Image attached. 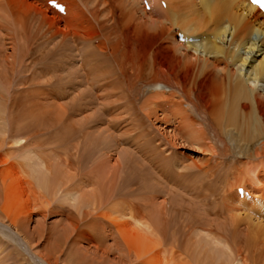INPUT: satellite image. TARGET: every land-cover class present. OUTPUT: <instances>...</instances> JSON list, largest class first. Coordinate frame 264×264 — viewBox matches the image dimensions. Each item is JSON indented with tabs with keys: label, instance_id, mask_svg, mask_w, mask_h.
I'll return each instance as SVG.
<instances>
[{
	"label": "bare ground",
	"instance_id": "6f19581e",
	"mask_svg": "<svg viewBox=\"0 0 264 264\" xmlns=\"http://www.w3.org/2000/svg\"><path fill=\"white\" fill-rule=\"evenodd\" d=\"M56 1L64 4V15L48 7L47 1L42 6L29 4L33 12L43 10L41 16L48 25L42 37H47L63 20L66 32L57 35L61 37L59 48H75L78 43L85 51L91 50L89 45L95 40L76 38L75 30L67 27L66 22L78 15V3L73 11L69 8L73 0ZM91 1L102 6L109 2ZM144 1L150 7L149 13ZM88 2L84 4L85 13L105 34L103 44L95 47L97 52L86 55L93 62L104 58L105 64L112 59L124 80L121 105L101 107L110 98L109 91L98 95L102 102L96 106L87 91L82 89L77 96V103H91L92 108L99 107L106 115L92 119H96L95 124L106 126L98 128L100 138L95 146L105 152L96 160L95 156L90 158L96 149L90 142L77 141L74 146L67 134L41 139L45 135L43 126L26 129L10 119L12 94H29V88L37 86L39 90L34 92L39 94L33 95L27 110L32 103L40 110L44 107L40 99H60L66 93L61 91L63 87L72 88L78 81L86 86L87 81L84 73L79 76L78 72H67L68 79L57 80L58 75L51 74L49 66L42 68L40 74L35 72L39 66H24L22 59H27L34 49L24 51L20 61L14 62L12 54L5 50L4 30L9 32V23L0 19V230L9 241L0 238L1 253H12L13 264H31L21 241L45 264H122L119 258L123 254L128 258L127 264H132V248L124 246V239L129 236L122 228L145 221L154 229L163 230L168 225L164 219L167 202L162 200L165 194L170 196L167 209L174 217L169 223L172 239L166 236L173 243L169 242L177 255L175 260L187 259L186 264H264V95L259 93L264 84V15L246 0H161L162 7L160 0H112L117 5L114 13L128 16L126 23L118 24V20L110 19L108 9L102 19L97 7L93 9ZM179 35L184 42L178 40ZM160 43H168L169 47ZM64 57L63 61L67 59ZM141 62L145 63L142 68L135 67ZM147 64L150 65L144 68ZM20 65L25 70L19 71ZM30 70L33 72L29 76L22 75ZM131 73L132 77L127 78ZM13 76L17 77L12 80ZM107 76L103 73L95 79L104 80ZM42 82L44 87L39 88ZM103 84L111 88L113 81L105 80ZM51 105L59 108L52 101ZM132 110L135 117L141 118L138 129L145 130L146 136L151 134L148 128L155 124L170 127L172 131H168L175 142L182 133L189 136V143L205 145L210 153L207 161L201 166L193 160L188 166L181 163L183 168L178 170V157V163H173V159L158 155L155 145L141 148L142 153L126 149L129 139L134 138L129 136L131 128L134 132L138 129H134L132 117L124 119L122 115L131 114ZM89 126L90 123L85 124V128ZM126 127L121 135L115 133ZM142 138L138 135L136 140ZM150 141L154 144L156 140ZM69 149L75 153L72 156L76 169L68 160L60 159V154ZM158 163H170L168 170ZM154 164L158 174L164 171L167 175L162 182L147 168ZM126 168L130 179L117 183V172ZM238 189L247 194L241 201ZM16 195L25 197L26 203L21 206ZM139 197H143V204H137L143 201ZM194 199H201L200 204ZM213 199L216 203L212 204ZM34 215L37 218L31 228ZM219 215L226 216L224 224L219 222ZM145 226L144 235L149 233ZM103 242L107 246L99 245ZM8 248H12L10 252H6ZM149 252L148 249L140 260L135 259L136 254L133 261L147 264L148 258L152 264H168L158 254Z\"/></svg>",
	"mask_w": 264,
	"mask_h": 264
},
{
	"label": "rangeland",
	"instance_id": "374dc122",
	"mask_svg": "<svg viewBox=\"0 0 264 264\" xmlns=\"http://www.w3.org/2000/svg\"><path fill=\"white\" fill-rule=\"evenodd\" d=\"M17 1H20V2H17ZM86 1L87 2L89 1L87 3V5L91 6V7L93 6L92 7L93 9H95L97 7V9H98L97 15H98V17H100L102 19H105L107 16V9H108V14H109L110 19L118 20V24H121L124 22L126 23L128 16L126 15L124 17L123 16L124 14L114 13L117 5L115 3H113L112 0H109V2H106V4L104 6H102L101 4L97 5V3L95 1H91V0H73V1H71L72 3L75 4V5L72 3L69 4V8L73 11H76V5L78 3V5H77L78 6V12H77L78 15H76V17H73L71 20H69L72 22H66L67 27H69L70 30L71 29L75 30V32H76L75 37L76 38H79L82 40H88L91 42H93L95 40V42H93V44L89 45L90 48L92 47L93 49L91 48V50H88V51L87 50L85 51V48L81 47V45L78 43L75 46V48L72 45H67V47L61 45L62 46L61 49L59 48V46H60L59 41H60L61 37L57 38V35H58V33H63L65 31L64 30L65 29V22L63 20H61L60 23L58 24V26L54 27L53 30H51L47 34V37H45V36L42 37L44 30L47 27L46 25H48L46 23V18L44 16H41V14H43L42 13L43 10L42 9L36 10V11H34L36 13H34L31 10V8L29 9V7H31L29 4L35 3L37 5L40 4L42 6L43 2H44V4L46 3L44 0L43 1H41V0H12L10 3H9V1L7 2V0H0V9H2L0 11L3 13L2 14L0 12V19H3L2 22H4L6 25L9 23V27H8L9 32L7 33V31L4 30L5 36H7V37H5V42H6L5 43V45H6L5 50H6V54L7 53H10V55L12 54V59L14 62L20 61V58L23 55L24 51L34 49V51H33L34 54L32 52H29L30 55L33 54V57L29 56V54H28L27 59H22L24 66L28 67L29 64H31L32 67L39 66V69H37L36 71L34 70L38 74H40L39 71L42 70V68L44 69L45 66L46 67L49 66V72L51 74L53 73V75L54 74H56V76L58 75L59 78H56L57 80H59L63 77H64L63 79H68L69 77L67 76V72L75 71L76 73L78 72L79 76H81V74L84 73V75L86 76L85 81H87L86 86L80 85V83H79L80 81H78V82H76V84H73L72 88L63 87L61 89V91L63 90L66 93H65V95H62L61 96L62 98H60V99H58V98L56 99L55 96L53 97V99L55 98L54 101L51 99H49L47 101L40 99L39 102L41 101L40 103H42V107L44 105V107L40 110H39V108L34 107L33 103H32V105L30 104L31 107L29 108V110H27L28 105H29V101L34 100L35 96H33V95H35V93H38V92H34L35 90H37V91L39 90L37 86H35L33 88H29L30 89L29 94H24V92L22 91V93H20L22 95H20L19 93H15V95L12 94L10 98H9V96H10L9 94L7 96H4V97H5V99L9 98L12 101V112L10 115L11 120H13V119L16 120L19 124L23 125V127L26 129H29L33 125L34 126H36V125L43 126L42 128L45 130V135L40 136L41 139L47 140L49 138H52L54 135H55L54 137L60 138L63 134H67L66 136L69 137L71 140H73L71 142L74 146H75V143L77 141H80L79 143H81V144H84L86 142H90L91 146H93V149L96 148L93 151L94 155L91 156L90 158L95 156L94 158L96 160V159L100 158L102 153L105 152V150L103 151L102 149H100L101 147L95 146L96 140H98L100 138L98 128H100V130H101L103 128L105 129V127H106L105 124H103V125L102 124L98 125L100 123L95 124L96 119L92 120L98 115H102V117L106 116L105 114L101 113V109L99 107H95L96 103L101 101V99H99L100 97L98 95L103 94L105 91L110 92V98H108V101H104L105 103L103 102L101 104V107H103L104 105H106L105 107H108L109 105H111L112 107L121 105L122 101H119V99H121V97H122L121 93L123 91L122 86H123L124 80L122 77H120L121 74L118 72L117 65L114 64L112 59H110V61L107 64H105L106 59H104V58L98 57L99 62H95V61L93 62L92 58H90V56L86 55L88 53L97 52L95 47H98V46L103 44V36L105 34L103 31L99 30L98 23H96L94 21V19L91 20L90 16L87 13H85L84 4L86 3ZM20 3H21V5H20ZM160 5H161V0H160ZM161 7H162V5H161ZM92 8H90V9L92 10ZM64 11H65V9H64ZM99 11H100V13H99ZM145 11L147 13H149V10H145ZM5 13H7L6 16H8V17H5ZM48 15L50 17H54V16L50 15V13ZM60 15H64V14H60ZM19 22H20V24H19ZM39 29H41V30H39ZM176 33L179 34V32H177V31H176ZM12 39H15V41H13ZM202 39H205V38L202 37ZM78 40H77V42H78ZM160 45H161V43H160ZM161 46L169 47L168 43H165L164 45H161ZM64 47H66V48H64ZM61 50L63 52H61ZM63 56L67 57V59H65V57H64V59L66 61L65 60L63 61V59H61V57H63ZM83 65H85L86 68ZM144 65H145V63L141 62L140 65L135 64V67L142 68ZM149 65L147 64L144 68L148 67ZM24 66L20 65V67L18 68L19 71L25 70ZM82 66H83V69L85 70L84 72L80 71V68ZM32 72H33V70H30V71L26 72L27 74L23 73L22 75L23 76L24 75L29 76V73H32ZM103 73L108 75L104 80L95 79L100 74H103ZM143 73H146V72H143ZM143 73L140 76L141 78H142ZM38 74H36V75H38ZM134 75L136 77L137 74H134ZM19 76L21 77V75H19ZM16 77L17 76H13L12 80L15 79ZM129 77H132V73L127 76V78H129ZM10 79H11V76H10ZM56 79H53L54 81H52V82H55ZM94 79H95V82L91 83L92 82L91 80H94ZM12 80H9V81H12ZM39 80H41V79L39 78ZM105 80L110 81V82L113 81V86L110 88V85H104L103 83ZM41 84L42 85H38L39 88L44 87L43 82ZM56 84H57V82L54 83V85H56ZM102 84L104 87L100 86ZM82 86H85V87L82 88ZM89 86L92 87L91 90H90ZM263 86H264V84L259 89L260 90L259 93L261 95H264V91H263L264 87ZM46 88H48V87H46ZM103 88H105V89H103ZM57 89L59 90V87L56 88V90ZM82 89H83V91L85 90V92L87 91V95L90 98V100H92V99L95 100V103H94L95 108H92L91 107L92 104L88 103L86 101H82V102L78 101V103L76 102V100L78 98L77 96L78 95L80 96V94H81L80 91ZM45 90H44V92H45ZM50 100L52 102L56 103V105H59V108L52 107ZM14 103L16 104L15 106H13ZM106 112L108 113V111H106ZM131 112H132L131 114L128 113L125 116L122 115V117H124V119L128 118V116L130 119L132 117L134 119V129H138V124H139L138 122L141 120V118L139 116L135 117V115H134L135 113L133 110ZM131 115H133V116H131ZM127 120L128 119H126V121ZM39 121L40 122L43 121V123L42 122L40 123ZM68 121H69L68 124H63V123L68 122ZM86 123H90V126L85 128ZM144 124H145V122H144ZM117 126L118 125L116 124L113 129H115ZM126 126H128V125H126ZM166 128H164L162 126L160 127V124H155L153 126V128H151V127L148 128L149 130H147V132L151 133L148 136H146L147 134L145 133V130H144L145 126H143L144 132L141 129H138L137 131L134 132V130L131 128V130H130L131 134H129V136L130 137L133 136L134 138L129 139V142H128L129 146H125V148L128 150H133V151L137 150L138 152L142 153L141 148L147 147V149H150V147L153 148L151 145H153V146L155 145V146H157L156 149H157L158 155L165 157V158L173 159V160H170V161H173V163L174 162L178 163V160L175 159V157H178V159H179V164L177 167L178 170L179 169L182 170L183 166H185V165H187V166L190 165L192 163L191 162L192 160L197 161V164L199 166L203 165L207 161L206 159L210 155V153L207 152L205 145H202L203 147H201V144H199L198 142H196L195 144L189 143L188 142L189 136L186 134H182V133L179 135L181 137L179 138L178 142H175L174 137L168 131V130L172 131V128H170V127H166ZM127 129H128V127L123 128L121 130H118L115 133L118 135H121L122 133H124V131H127ZM179 130H181V129H179ZM138 135H143L144 138H142L140 140H136ZM124 137H126V136L124 135ZM126 138L123 140H126ZM153 138H155L156 141L153 142L154 144H150V142H152V141H150V139H153ZM143 143H144V145H143ZM81 146H78V147L80 148ZM81 148L83 149V147H81ZM72 154L75 155V153L72 151V149H69L67 152H63L60 154V159L61 160H63V159L68 160L70 163H72L73 167L76 169V167H77V165L75 163L76 161L74 160ZM83 154H84V156H87V152L83 151ZM154 154L156 155V153H154ZM138 155L139 154L137 153L136 157ZM149 155H151V154L149 153L146 156H149ZM116 157H118V156H116ZM181 163L183 164V166L181 165ZM169 164L168 165H163V164L161 165V163L160 164L158 163V165L161 168L162 167L165 168V170H168ZM147 168L161 182L163 180V177L167 176L164 171H162V173L158 174L156 172L157 170H156L155 164L153 166L148 165ZM128 173H129V171L127 170V168L123 169L122 173H120V171H118L116 174V178L118 181L117 183L120 184V183H123L124 181L130 179L128 177ZM171 174H172V172H171ZM176 174L179 175L178 172ZM117 176H119V177H117ZM179 179L176 182H179ZM136 188H138V187H136ZM136 188H134V189H136ZM130 191L131 190H125V193L126 192L130 193ZM185 194H187V193H185ZM162 197H163L162 200L165 199L164 201L169 203V201H170L169 195L164 194V196H162ZM16 198L18 199L19 204L21 206L26 203L25 197L21 198L18 195H16ZM139 198L143 199V197H139ZM188 198H190V197H188ZM241 198L242 197H240V201L243 200ZM248 198H249V196H247L246 200H249ZM215 199L210 200V202H212V204L216 203ZM196 200H198V201H196ZM196 200L194 199L195 202L193 200H191V201L194 203H196V202L198 203L199 200H201V199H196ZM143 202H144V199L141 202H137V204H143ZM200 202L198 204H200ZM167 203L165 205L166 208H164V210H165L164 213H166V217L164 219H166L165 221H166V223H168V225L164 226L163 230L161 228V230L158 231V230L154 229V227L150 226L148 223L146 224L145 221L144 222L142 221L141 224L135 225V227H132L133 225L132 226L126 225V226H123V228L121 227L122 230L126 231V234H128V236H129V237L124 239V242L126 244L124 246L129 247L130 249L132 248V252H130V261L132 262V264H138L139 263V261H133V258L135 257L136 254H137V258H135V259L140 260V259H142L143 255L148 251V249L150 250V252L148 254H150V255H154L155 253L158 254V256L161 257L162 262H164V263L166 261V262H168V264L169 263L170 264H174V263L186 264L187 259L182 260L181 258L180 259L177 258L175 260V257H177V255H175V249L174 248L170 249V246H171L170 243L173 245V243L171 242L172 237L170 236L173 233V231H172L173 229H172L171 225H169V223L171 224V222H173L174 217H173V214L167 209V208H169ZM202 203H204V202H202ZM166 210L168 211V213L166 212ZM225 217L219 215V222H221V224H224L226 222ZM36 218L37 217L34 215L32 217V219L30 220L31 228H32L33 224H35ZM164 219H163V221H164ZM50 221H53V220H50ZM50 221H48V224ZM74 223H75V220L72 219V224H74ZM144 223L148 227L147 231H149V233L146 234L147 236L144 235L145 231H146V230H143L146 227L144 225ZM142 225H144V226H142ZM141 226L144 228H142ZM168 226H170V227H168ZM161 232H163V234L166 232L167 234L165 233V236L167 235L168 237H171V239H168L167 236L165 238H163L164 235ZM168 233H169V235H168ZM227 233H229V231H227ZM13 237L17 238L15 236H13ZM0 238H2V240H4L5 242H9L8 239L6 238V236L4 235L3 231H1V230H0ZM156 238H158V240H156ZM126 239H127V241H126ZM155 240H156V243L154 242ZM9 244L11 245L12 243H9ZM107 244H109V243H107ZM20 245H22L25 248V250L27 251L26 256H28V258H29L28 259L29 263H31V264H45L35 254H31L30 251L24 246L23 242L20 241ZM84 245L86 246V248H93V245H89V244H84ZM96 245H98V244H96ZM99 245L104 246V247L107 246L105 242L100 243ZM235 247H237V244L235 245ZM11 249L12 248H8L6 252H10ZM176 250L178 251L177 248H176ZM28 251H29V253H28ZM172 252H174V253H172ZM176 254H177V252H176ZM126 257L127 256H125V254H123V256L121 258H119V263L127 264L128 258L126 259ZM12 258H14V255L12 253L8 254V256H6L4 251H3V253H1V247H0V264H13V262L11 261ZM31 258H33V260H31ZM169 258H171V259H169ZM116 260L117 259H115L114 261L117 262ZM21 263L24 264L23 262H21ZM145 263L152 264L151 262H149L148 258H146ZM142 264H144V263H142ZM226 264H228V263H226Z\"/></svg>",
	"mask_w": 264,
	"mask_h": 264
},
{
	"label": "snow or ice",
	"instance_id": "6c2138e0",
	"mask_svg": "<svg viewBox=\"0 0 264 264\" xmlns=\"http://www.w3.org/2000/svg\"><path fill=\"white\" fill-rule=\"evenodd\" d=\"M253 3L261 8H264V0H253Z\"/></svg>",
	"mask_w": 264,
	"mask_h": 264
}]
</instances>
